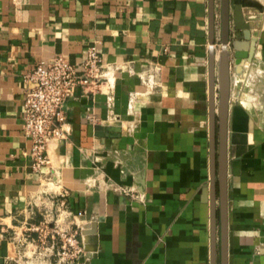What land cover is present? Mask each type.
Segmentation results:
<instances>
[{"label":"crops","instance_id":"1","mask_svg":"<svg viewBox=\"0 0 264 264\" xmlns=\"http://www.w3.org/2000/svg\"><path fill=\"white\" fill-rule=\"evenodd\" d=\"M260 3L241 0L251 34L243 45L230 0V39L252 50L239 72L246 81L260 78L264 92ZM93 43L103 88L73 89L66 139L35 170L22 128L24 76L56 54L80 62ZM220 46V0L212 9L210 0H30L19 8L0 0V264H10L9 236L29 211V223L41 222V209L61 200L82 239L76 264H219L210 92L213 77L216 107ZM237 73L231 56V94ZM257 107L230 101L228 111L227 264H264V113ZM98 125L118 130L97 136ZM46 177L58 188L53 200Z\"/></svg>","mask_w":264,"mask_h":264},{"label":"built area","instance_id":"2","mask_svg":"<svg viewBox=\"0 0 264 264\" xmlns=\"http://www.w3.org/2000/svg\"><path fill=\"white\" fill-rule=\"evenodd\" d=\"M29 1L11 0L15 8ZM102 61V55L93 43L87 47L85 57L80 62H71L64 55L56 54L49 60H40L32 71L25 74L22 128L24 135L30 140L29 155L33 160V169L40 170L47 166L49 148L66 139V130L63 127L64 109L73 89L87 88L91 93L102 90L106 81ZM121 191L133 199L138 196L132 188H122ZM61 195L59 196L62 198ZM59 205L65 207L64 201H59ZM56 227L57 221L53 225L45 221L29 225L24 232H38V240L50 248L54 257L48 264H76L84 252L78 231ZM17 235L18 232L14 230L13 235L9 236L12 245ZM48 236L51 239L50 244H46ZM58 237L60 245L56 240ZM25 240L29 242L27 244L33 245L34 240L29 238V234L24 237ZM256 251L259 252V247Z\"/></svg>","mask_w":264,"mask_h":264},{"label":"water","instance_id":"3","mask_svg":"<svg viewBox=\"0 0 264 264\" xmlns=\"http://www.w3.org/2000/svg\"><path fill=\"white\" fill-rule=\"evenodd\" d=\"M237 4L233 8V24L235 30H241L245 38V44L251 39L250 24L243 18L241 11V0H236ZM213 0H210L212 9ZM213 27V24H211ZM212 33V29H211ZM213 43V40H211ZM220 51L217 63V104L214 107L215 91L214 78L211 81V100L213 104L210 108V149L212 156V167L217 170L218 188V216H219V264H227V219H226V139L227 120L230 106L231 78H230V57L234 58L235 70L242 69L244 59H251L252 50L246 52L239 49V42L230 39V0H220ZM242 45V44H241ZM231 49L233 52L231 53ZM95 135L104 136L106 131H116L117 127L95 126ZM217 133V149H216ZM213 172V177L215 176ZM213 190L215 195L216 184L213 179ZM216 220V209L212 211L213 227ZM212 239L215 235L212 234ZM215 251V246L212 248Z\"/></svg>","mask_w":264,"mask_h":264},{"label":"rangeland","instance_id":"4","mask_svg":"<svg viewBox=\"0 0 264 264\" xmlns=\"http://www.w3.org/2000/svg\"><path fill=\"white\" fill-rule=\"evenodd\" d=\"M217 1L219 2V0ZM260 2L264 3V0H252V3L254 5H257L256 7H258V9H259V6L261 5ZM247 65H248V62H246L245 66ZM238 73L235 75V80L233 78L234 85H232V93L236 92L239 97L234 101L239 102L241 104L245 102H249L253 106H258L256 108V111L260 113L261 112L264 113V105L260 104V102L264 101V92H262L261 90L262 87H261L260 78H257L256 76L246 81L245 72L244 73L238 72ZM240 76L242 78H240ZM240 81H242V83L235 85ZM238 90H240L242 93ZM230 101H231V96H230ZM51 182H52L51 179H49L48 177L44 179L46 188H49L46 190V196L47 197L49 196L50 199L53 200L54 196H58L54 194V192H57L56 190L58 188L53 187V186L49 187ZM58 207L59 208H57V206L55 208L51 207L50 208L51 210L47 208L41 209V211L44 213L43 214L44 217H42L40 221L43 223L45 221H48L49 223H51V225L56 224V221H57L56 229L66 228L69 230H74L75 228H73L70 223L71 215L68 213V211L66 210L64 206H58ZM34 214H35V211L31 209L27 217L24 218L26 221L25 226L19 228L18 230H15L16 232H18V235L15 236V243L13 244V249H11V254L9 258L10 264H48V262L52 261L54 258L52 256L50 248H47L45 244L44 245L41 244L40 241L38 240L37 231H31L30 233L29 231L24 232V229H26V227H28L29 225L31 224L36 225L40 223V222H36V223L28 222ZM49 227L51 228L53 226L49 225ZM27 234H29V238H32L34 240V242H32L33 245L27 244L29 243L27 240L24 241V237H26ZM11 235H13V232L11 233ZM46 240H47L46 244H50L51 239L49 238V236L46 238ZM56 240L58 241V245H60L61 242H60L59 237L56 238Z\"/></svg>","mask_w":264,"mask_h":264},{"label":"bare ground","instance_id":"5","mask_svg":"<svg viewBox=\"0 0 264 264\" xmlns=\"http://www.w3.org/2000/svg\"><path fill=\"white\" fill-rule=\"evenodd\" d=\"M245 61V60H244ZM244 61L242 62V65H244ZM240 70H237L236 72H239ZM239 74V73H238ZM239 78V77H238ZM240 78H242L241 76H240ZM239 96H238V94L236 93V92H234L233 94H232V96H231V102H235L234 100H236L237 98H238ZM243 104V106H251L252 104L251 103H249V102H245V103H242Z\"/></svg>","mask_w":264,"mask_h":264}]
</instances>
